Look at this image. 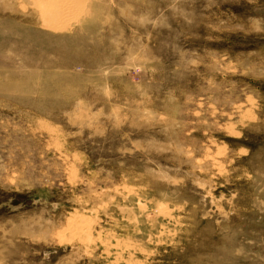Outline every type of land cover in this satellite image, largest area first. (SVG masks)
<instances>
[{
	"label": "rangeland",
	"instance_id": "1",
	"mask_svg": "<svg viewBox=\"0 0 264 264\" xmlns=\"http://www.w3.org/2000/svg\"><path fill=\"white\" fill-rule=\"evenodd\" d=\"M0 264H264V0H0Z\"/></svg>",
	"mask_w": 264,
	"mask_h": 264
},
{
	"label": "bare ground",
	"instance_id": "2",
	"mask_svg": "<svg viewBox=\"0 0 264 264\" xmlns=\"http://www.w3.org/2000/svg\"><path fill=\"white\" fill-rule=\"evenodd\" d=\"M125 191V190H124ZM137 198V197H136ZM84 224V223H83ZM74 230V229H73ZM74 232V231H73Z\"/></svg>",
	"mask_w": 264,
	"mask_h": 264
}]
</instances>
